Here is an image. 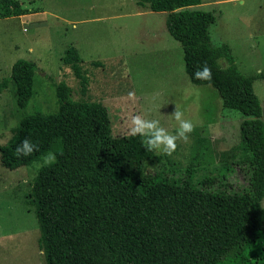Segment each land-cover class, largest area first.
<instances>
[{
  "label": "trees",
  "instance_id": "1",
  "mask_svg": "<svg viewBox=\"0 0 264 264\" xmlns=\"http://www.w3.org/2000/svg\"><path fill=\"white\" fill-rule=\"evenodd\" d=\"M136 3L166 12V30L182 47L189 79L211 84L223 107L245 117L239 142L217 179L195 181L188 171L146 173L142 164L152 153L143 138L112 136L103 104L74 100L64 82L56 83V110L24 113L0 145V165L8 169L30 165L49 151L57 156L51 166L38 168L27 199L45 264H264V121L254 77L238 70L227 44H212L213 12L190 8L201 0ZM24 13L17 0H0V18ZM220 58L226 66L218 64ZM62 61L85 92L88 78L78 50L66 48ZM205 64L211 81L194 77ZM36 70L33 61L19 58L0 81V91L13 82L20 109L33 96ZM24 138L39 145L27 157L15 151ZM236 169L246 177L240 188L228 181Z\"/></svg>",
  "mask_w": 264,
  "mask_h": 264
},
{
  "label": "rangeland",
  "instance_id": "2",
  "mask_svg": "<svg viewBox=\"0 0 264 264\" xmlns=\"http://www.w3.org/2000/svg\"><path fill=\"white\" fill-rule=\"evenodd\" d=\"M17 1L25 13L0 18V81L19 58L33 61L37 70L33 96L24 109L17 106L12 81L0 91V145L11 137L24 113L36 108L55 111L54 85L64 82L72 99L106 107L115 137L129 135L134 114L159 120L175 133L178 125L169 115L177 105L194 123V131L187 143L178 141L171 156L152 151L143 171L174 176L190 172L195 181L219 177L232 160L231 147L239 142L245 117L223 107L211 84L189 79L182 47L166 30V12L141 8L136 0ZM190 8L213 12L211 42L227 44L238 70L254 77L264 121V0H201ZM70 46L82 58L80 66L88 78L85 92L62 61ZM218 64L224 67L227 61L220 58ZM42 158L11 169L0 165V264H45L33 206L27 203ZM245 178L243 170L236 169L228 181L240 188Z\"/></svg>",
  "mask_w": 264,
  "mask_h": 264
},
{
  "label": "clouds",
  "instance_id": "3",
  "mask_svg": "<svg viewBox=\"0 0 264 264\" xmlns=\"http://www.w3.org/2000/svg\"><path fill=\"white\" fill-rule=\"evenodd\" d=\"M194 77L199 80L211 81L212 71L206 64L194 72ZM134 93H129V98H134ZM177 122L175 133L169 132L167 128L161 126L159 120L146 119L142 114H134L130 118L129 134L132 137H142V145L147 152L158 151L165 155L171 156L178 147V141L187 143L189 134L194 131L195 125L191 120L184 118V113L175 105V109L169 115ZM39 150V145L29 138H24L17 146L16 153L19 156H30L33 152ZM57 156L54 152L49 151L42 158L39 167H48L54 164Z\"/></svg>",
  "mask_w": 264,
  "mask_h": 264
},
{
  "label": "crops",
  "instance_id": "4",
  "mask_svg": "<svg viewBox=\"0 0 264 264\" xmlns=\"http://www.w3.org/2000/svg\"><path fill=\"white\" fill-rule=\"evenodd\" d=\"M241 2V1H240ZM77 49V48H76Z\"/></svg>",
  "mask_w": 264,
  "mask_h": 264
}]
</instances>
